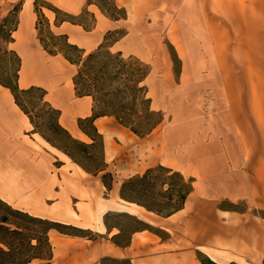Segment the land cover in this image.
Instances as JSON below:
<instances>
[{
    "label": "crops",
    "instance_id": "crops-1",
    "mask_svg": "<svg viewBox=\"0 0 264 264\" xmlns=\"http://www.w3.org/2000/svg\"><path fill=\"white\" fill-rule=\"evenodd\" d=\"M18 1H23V5L18 13V25L10 45L15 51V48L22 50L21 54L16 51L21 59L17 81L19 89H27L33 85L44 88V100L60 111V125L73 137L90 140L78 127V119L93 115L92 96H77L71 77L60 83L55 76L46 77L42 81L29 80L27 71L30 60L38 57L39 62L41 61L39 53L30 56L26 52L35 32L37 16L34 0H0V3H8L11 7ZM46 1L68 17L79 16L83 12L89 13L93 25L86 29L81 21L64 20L54 25L55 12L43 8V14L51 26L58 33L65 34L69 43L84 51L96 49L105 40L107 31L122 24L108 16L94 0ZM114 1L125 8V20H129L137 13H134L133 4L128 7L127 3H139L144 0ZM184 3L183 14L174 13L168 35L180 60L181 73L178 79L181 82L206 83L213 95L228 97L225 82L231 79L224 73L225 61L218 56L216 46L224 40L225 19L232 20L231 18L244 12L252 16H262L264 6L261 5H264V0H184ZM180 24L185 28L184 34L178 32ZM129 37V33L122 36L111 43L109 48L118 51L129 49L126 46ZM183 43L189 44L187 50ZM148 50L150 51L147 53L151 57H158V53L162 55L157 59L155 66H158V69L164 67L167 72L160 74V79L175 81L176 78L168 70L171 64L163 47L156 44ZM50 57L53 60L49 61L50 64H60L62 60L72 66L60 55ZM232 112L227 106L216 108L201 118L194 116L190 131L179 137L175 129L179 128L181 123L175 121L159 134L154 128L144 137H139L132 131H124V128L108 115L96 116L93 124L103 137L105 163L116 160L121 155L122 167L131 169L135 165L132 156L137 155L139 151L132 152L128 142L137 138L145 143L143 150L138 149L140 153L143 151L144 166L140 171L129 174L162 165L192 180L193 189L186 197L182 209L166 217L170 222L173 223L176 218L194 208L187 226L201 235L202 242L209 243L208 249H218L214 248L213 244L224 245L225 250H229L228 253L234 257L232 261L237 264H264V217L260 215V211H264V186L258 184L257 161L252 151L246 155L240 139L234 143L227 138L235 126ZM56 160H59L61 165L55 168ZM65 160L75 168H68L66 171ZM89 175L92 174L84 171L66 154L34 132L27 115L15 104L10 90L0 85V198L13 208L33 216L63 224L86 222L90 225L83 228H90L94 224L93 218H96L97 223L98 216L93 212L91 192L84 185L83 178ZM75 195H85L83 198H88L83 200L86 203L83 210L87 208L91 211V220H88L90 216L87 213H81L72 202L68 203L66 200L67 197ZM100 220L103 222L102 217ZM102 227L106 229L104 223ZM206 248L204 249L207 252L204 253L211 260L221 258V255L216 256Z\"/></svg>",
    "mask_w": 264,
    "mask_h": 264
},
{
    "label": "rangeland",
    "instance_id": "rangeland-1",
    "mask_svg": "<svg viewBox=\"0 0 264 264\" xmlns=\"http://www.w3.org/2000/svg\"><path fill=\"white\" fill-rule=\"evenodd\" d=\"M94 2L108 16L119 20L122 24L107 31L104 35L105 40L96 49L84 51L76 45L74 46L77 49L68 46L71 43L68 42L67 36L58 33L51 26L43 14V8L55 12L54 25L64 20L81 21L86 29L93 25L89 13L83 12L79 16L68 17L46 0H34V11L37 16L35 32L26 52L30 56L39 53L41 61L39 62L38 57L30 60L27 71L29 80L42 81L46 77L55 76L60 83L71 77L74 89V80L76 82L75 93L91 94L96 112L111 116L124 128V131L128 132L132 127L142 131L161 120L155 127V132L159 134L175 121L181 123V126L175 129L179 137L190 131V123L194 120V116L201 118L206 113L215 111L216 108L229 106L233 111L235 126L227 138L234 143L240 139L246 155L252 151L257 161L258 184L264 186V15L252 16L244 12L245 15L237 14L231 18L232 20L225 19L224 40L215 44L218 46V56L225 61L224 73L228 74L231 80L225 82L228 97H221L213 95L206 87V83L181 82L178 79L181 73L180 60L175 54L174 47L171 46L168 35L174 13L176 12L177 15L180 12L182 15L184 12V0L128 2V7L133 4L134 13H137L129 20H125V8L114 0H94ZM22 5L23 1L13 3L11 7L8 3H0V79L2 80L13 81L19 76L21 65L19 54L22 50L15 48L18 54L11 48L9 41L10 38L13 41V33L18 25V13ZM38 20L40 24L37 28ZM14 27L15 30L11 32ZM136 32L139 34L137 35ZM178 32L184 34L183 25L178 28ZM128 33L130 37L126 46L129 49L118 51L109 48L111 43ZM156 44L163 47L165 56L171 64L168 70L176 78L175 81L160 79V74L167 72L164 67L158 69V66H155L157 59L162 55L158 53V57H151L147 53L150 51L148 49ZM183 44L187 50L189 44ZM44 45L49 50L59 52L56 55L62 56L72 66L62 60L60 64L56 62L50 64L49 61H53L50 55H53L44 48ZM63 53H67L75 63L69 62L62 55ZM42 89L45 91L44 88ZM41 94L40 90H36L25 97L24 101L36 125L40 129H46L55 119V114L45 100L41 99ZM132 139L128 142L130 150L139 152L132 156L135 165L131 169L122 167L121 155L116 160L106 163L107 171H110L114 177L112 191L108 192L103 187L99 178L102 172L95 177L89 175L83 178L84 185L91 192L94 202L93 212L98 216L97 223H95L96 218L91 216L90 210L87 208L83 210L86 206L83 200H88L83 198L85 195H80V198L76 195L66 198L68 203L72 202L81 213L83 211L87 213L90 216L88 220L93 218L94 224L86 229L83 228L89 224L86 222L65 224L68 225L65 231L76 235L52 230L50 232L53 251L51 264H99L102 257L128 259L130 264H209V261H213L204 253L207 252L205 247L210 250L209 243L202 242L201 235L191 231L187 226L194 208L172 223L165 216L119 198L118 190L121 182L132 176L142 175L147 170L129 174L143 169L145 159L143 151L140 153L138 150H143L144 141ZM80 140L90 142L86 138ZM69 147L76 150L72 144ZM93 151L99 155V145H96ZM64 163L66 171L68 168L70 170L75 168L68 160ZM60 165L59 160L54 162L55 168ZM183 177L189 180L188 177L184 175ZM155 182L156 189L170 190L171 184L176 183V180L161 175ZM107 212L112 213L107 221L114 226L109 232L103 229V222L100 220ZM260 215L264 217V211H260ZM142 228L145 229L140 230ZM212 246L218 249L210 251L216 256L221 255V258H216L214 263L237 264L232 261L234 257L228 253L229 250H225L224 245Z\"/></svg>",
    "mask_w": 264,
    "mask_h": 264
},
{
    "label": "trees",
    "instance_id": "trees-1",
    "mask_svg": "<svg viewBox=\"0 0 264 264\" xmlns=\"http://www.w3.org/2000/svg\"><path fill=\"white\" fill-rule=\"evenodd\" d=\"M54 11L57 12V10ZM39 24L40 21L38 20L37 28ZM15 27L11 32L15 30ZM9 42H12V38H10ZM68 46L77 49L74 45L68 44ZM44 48L52 55L59 53L47 49L45 45ZM62 55L69 62L75 63L67 53H63ZM17 78L18 76H16L13 81L0 79V85L10 90L15 104L27 115L33 125L34 132L39 133L51 146L62 151L87 173L98 175L102 172L99 176L100 181L106 191H111L114 177L110 171H107V164L104 161L103 137L97 132L93 124L96 116L106 114L97 113L94 107L92 116L78 119V127L90 139V142H84L73 138L68 130L60 125V111L53 108L45 101L55 114V119L49 123L46 129H40L33 120L31 111L24 101V98L34 91L40 90L42 93L41 99L44 100L45 91L35 86H31L27 89H19ZM74 85L76 89L75 80ZM76 95L83 96L91 94L76 92ZM160 121L161 120H158L142 131L133 127L130 128V130L137 136L144 137L149 134ZM70 144H72L76 150L70 148ZM96 145L100 147L99 155L93 151ZM161 175L176 180V183L171 184L170 190L156 189L157 184L155 181ZM192 189L191 179L185 180L180 172L173 171L162 165H157L148 168L142 175L132 176L123 180L119 186L118 196L126 202L142 206L147 211L167 217L182 209L186 197ZM111 214L112 213L107 212L103 216V223L108 232L114 227L107 221V218ZM66 227H68V225L33 216L25 211L13 208L0 198V264H51L53 251L50 242V232L56 230L62 234L76 235V233L65 231ZM144 229L145 228H142L140 230ZM99 264H130V261L128 259L102 257L99 260ZM209 264L216 263H214V261H209Z\"/></svg>",
    "mask_w": 264,
    "mask_h": 264
},
{
    "label": "water",
    "instance_id": "water-1",
    "mask_svg": "<svg viewBox=\"0 0 264 264\" xmlns=\"http://www.w3.org/2000/svg\"><path fill=\"white\" fill-rule=\"evenodd\" d=\"M124 201V200H123ZM126 202V201H125ZM127 203H130V202H127Z\"/></svg>",
    "mask_w": 264,
    "mask_h": 264
}]
</instances>
